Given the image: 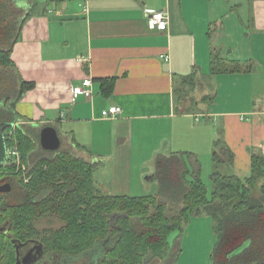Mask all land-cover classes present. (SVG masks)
Returning a JSON list of instances; mask_svg holds the SVG:
<instances>
[{
	"label": "crops",
	"instance_id": "obj_1",
	"mask_svg": "<svg viewBox=\"0 0 264 264\" xmlns=\"http://www.w3.org/2000/svg\"><path fill=\"white\" fill-rule=\"evenodd\" d=\"M13 2L23 22L11 59L23 79L36 83L16 104L21 122L34 134L55 126L64 149L97 165V187L113 195H145L137 192L152 185L147 176L159 154L188 151L196 168L201 152L212 154L217 128L235 153V174H251L252 150L264 154V0H44L28 17L33 0ZM156 10L168 13L166 30L149 26L147 13ZM213 52L251 69L211 75ZM193 72L202 83L186 102H176V79ZM106 77L116 79L109 96L101 89ZM86 78L93 83L89 98L74 92ZM209 94L212 102L204 99ZM111 105L122 112L103 118ZM207 121L215 122V131ZM135 158L152 166L141 171L138 183ZM195 221L214 232L203 250L206 264H214L217 234L206 214L192 217L183 233L171 237L180 250L178 262L187 253L186 238L202 239L191 235Z\"/></svg>",
	"mask_w": 264,
	"mask_h": 264
},
{
	"label": "trees",
	"instance_id": "obj_2",
	"mask_svg": "<svg viewBox=\"0 0 264 264\" xmlns=\"http://www.w3.org/2000/svg\"><path fill=\"white\" fill-rule=\"evenodd\" d=\"M33 2L26 17L39 5ZM21 15L13 0H0V129L4 123L15 124L6 130L7 143L10 147L17 142L26 166L18 169L7 163L4 170L11 173L3 172L0 179V185H12L10 192H0V264H15V241L30 238L41 240L46 253L60 258H76L105 243L98 264H147L153 259L176 264L180 250L170 242L171 235L183 233L192 217L203 214L211 217L217 234L210 256L214 264H264V154L252 150L251 174L245 179L235 174V153L220 128L212 152L211 189L201 179L200 167L188 163L193 157L188 151L159 154L155 172L147 176L158 183V192L130 196L97 187L96 164L64 148L42 147L41 129L34 134L16 110L17 102L36 85L22 78L11 59ZM211 64V75L251 69L246 62L225 60L215 52ZM100 82L102 92L111 95L116 79ZM201 83L196 72L176 79V102H186ZM212 98L209 94L204 99ZM46 216L59 218L62 225L41 228L38 222Z\"/></svg>",
	"mask_w": 264,
	"mask_h": 264
},
{
	"label": "rangeland",
	"instance_id": "obj_3",
	"mask_svg": "<svg viewBox=\"0 0 264 264\" xmlns=\"http://www.w3.org/2000/svg\"><path fill=\"white\" fill-rule=\"evenodd\" d=\"M38 1H44V0H38ZM22 76V75H21ZM188 97V96H187ZM208 123L210 122V124H212L213 130L215 131V122L213 121H207ZM206 122V123H207ZM42 128V127H41ZM40 128V129H41ZM62 137H65L64 135H61ZM207 134L205 137L206 143L201 145V149L203 150H207L208 148L205 147V144L207 145ZM68 140V139H67ZM213 140V139H212ZM66 144V140L63 138L62 139V144L61 147L58 150H61L65 147ZM214 144V142H213ZM212 150V148H211ZM210 150V151H211ZM209 151V150H208ZM203 155L200 156V161H199V167H200V177L201 179L204 181V183L209 187V189H211V173L214 169L213 167V159H212V154H208L207 152H201ZM136 158L134 159V163L132 166L133 169V175H134V182L138 183L140 182L141 179V175L139 176V174L141 173V171H145L146 173H148V171H151L152 166L151 163H147L145 165H143L140 161L137 163L136 162ZM187 161L189 163V158H187ZM190 165V164H189ZM106 169L109 168L108 163L105 165ZM191 166V165H190ZM223 168L221 167V170ZM10 174L11 172H9V170H5L4 174ZM2 175L0 176V179H2ZM158 192V188H157V182L153 181L152 185L149 186L148 190H143L137 193H142V194H155ZM258 192V191H257ZM261 192L259 191L257 195H259ZM38 225L43 228V227H60L62 225V221L57 217H53V216H46L42 219L39 220ZM199 228H201V231H197L198 233H196L195 231L198 230ZM207 231H209V233H207ZM191 235H193L195 233V236H197L198 234H202L201 235V240L198 242H194L191 239L186 238L184 245L185 247H187V253L185 254V256H183L179 262L177 261V263L180 264H198V263H202V264H206V260L204 259V255H205V251H203L205 248L207 250V245L209 244V240H211V234L212 236H214V232L210 229L207 228V225L205 226L203 224V221H201V223H196V221L194 222L193 227L190 229ZM204 234V235H203ZM216 234V233H215ZM174 235V233L171 235V237ZM191 237L192 239L195 238ZM170 237V239H171ZM196 240V239H194ZM105 243H100L97 244L93 249H91L90 251H88L86 253V255L83 257L84 258V262H80L79 264H98V259L99 257H101L103 250H104V246H106ZM201 247V252H193V249H195L196 247ZM246 246V244L243 245V247H241L238 251H240L241 249H243ZM237 251V252H238ZM87 261V262H86Z\"/></svg>",
	"mask_w": 264,
	"mask_h": 264
},
{
	"label": "built area",
	"instance_id": "obj_4",
	"mask_svg": "<svg viewBox=\"0 0 264 264\" xmlns=\"http://www.w3.org/2000/svg\"><path fill=\"white\" fill-rule=\"evenodd\" d=\"M147 20H148V24L151 28H155L158 30H166L168 28L169 25V15L166 11L164 10H156L150 13H147ZM168 59V58H166ZM80 60H83V58H80ZM92 80L91 78H86L83 81L82 86H76L74 88V92L77 93H82L84 94L86 97H91L92 96ZM122 112V108L119 105H111L109 108L103 109L102 111V117L109 119L112 117L117 116L118 114H120ZM7 137V135H6ZM7 163L10 164H16L17 168L19 169L20 167H23L24 169L26 168V166L22 163V157H21V153L20 150L17 146V142H15L12 146H8V152H7V157H6V161L2 164H0V176L3 174V172L5 171V165Z\"/></svg>",
	"mask_w": 264,
	"mask_h": 264
},
{
	"label": "flooded vegetation",
	"instance_id": "obj_5",
	"mask_svg": "<svg viewBox=\"0 0 264 264\" xmlns=\"http://www.w3.org/2000/svg\"><path fill=\"white\" fill-rule=\"evenodd\" d=\"M15 248L17 250L15 264H59L61 260H63L64 264H79L84 262L83 257L86 255L85 253L76 258H60L54 254L46 253L43 243L36 238H30L26 241H15Z\"/></svg>",
	"mask_w": 264,
	"mask_h": 264
},
{
	"label": "water",
	"instance_id": "obj_6",
	"mask_svg": "<svg viewBox=\"0 0 264 264\" xmlns=\"http://www.w3.org/2000/svg\"><path fill=\"white\" fill-rule=\"evenodd\" d=\"M14 126L15 124L13 122H7L4 123L0 129V164L6 161L8 152L6 130ZM40 142L42 147L46 150H58L61 147V138L57 128L53 125L44 126L40 132ZM11 190L12 185L9 182L0 185V192H10Z\"/></svg>",
	"mask_w": 264,
	"mask_h": 264
}]
</instances>
